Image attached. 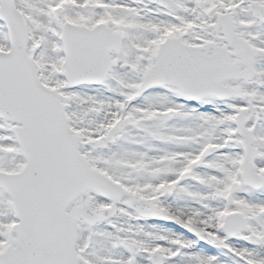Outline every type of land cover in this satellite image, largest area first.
I'll return each instance as SVG.
<instances>
[{
	"label": "snow or ice",
	"instance_id": "obj_1",
	"mask_svg": "<svg viewBox=\"0 0 264 264\" xmlns=\"http://www.w3.org/2000/svg\"><path fill=\"white\" fill-rule=\"evenodd\" d=\"M0 264H264V0H0Z\"/></svg>",
	"mask_w": 264,
	"mask_h": 264
}]
</instances>
